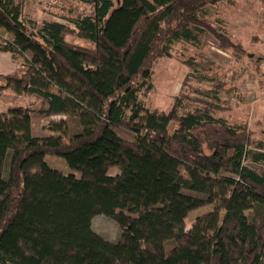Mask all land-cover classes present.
Listing matches in <instances>:
<instances>
[{
	"label": "trees",
	"instance_id": "obj_1",
	"mask_svg": "<svg viewBox=\"0 0 264 264\" xmlns=\"http://www.w3.org/2000/svg\"><path fill=\"white\" fill-rule=\"evenodd\" d=\"M79 1L92 12L38 24L22 0H0V51L18 64L0 74V91L40 99L0 110V264H264V170L245 162L264 165V150L249 148L247 124L215 116L217 96L206 106L178 98L169 111L142 97L174 43L210 29L233 45L208 18L233 0ZM35 111L57 117L53 134L34 133ZM205 203L214 206L186 228ZM97 213L121 238L93 228Z\"/></svg>",
	"mask_w": 264,
	"mask_h": 264
},
{
	"label": "rangeland",
	"instance_id": "obj_2",
	"mask_svg": "<svg viewBox=\"0 0 264 264\" xmlns=\"http://www.w3.org/2000/svg\"><path fill=\"white\" fill-rule=\"evenodd\" d=\"M22 1L25 15L38 24L44 19L67 20V16L93 10L79 0ZM208 12L215 30L226 34L233 45L224 47L222 40L210 29L201 32L196 43H174L170 55H160L153 61L152 87L143 91L142 97L151 108L169 111L178 98L188 104L206 106L217 96L220 106L213 107L214 115L225 117L230 123L247 124L251 135L249 148L264 150V0L221 1L209 6ZM66 37L75 44H92L75 33H68ZM16 103L37 107L40 99L17 95L10 87L0 91V110ZM33 116L36 135L43 137L54 133L47 128V124L57 117H47L37 111L33 112ZM178 123V120L172 119L168 133ZM120 132L129 136L122 130ZM63 139L68 140L66 136ZM45 159L65 172L70 170L62 156L47 154ZM245 162L259 172L264 170L261 163L249 158ZM118 171V167L110 168V173ZM213 206L212 203H205L193 209L185 220L186 228L191 227L197 215ZM92 226L111 240L122 236L120 224L104 213L94 215Z\"/></svg>",
	"mask_w": 264,
	"mask_h": 264
},
{
	"label": "crops",
	"instance_id": "obj_3",
	"mask_svg": "<svg viewBox=\"0 0 264 264\" xmlns=\"http://www.w3.org/2000/svg\"><path fill=\"white\" fill-rule=\"evenodd\" d=\"M17 67L10 53L0 51V74L13 72Z\"/></svg>",
	"mask_w": 264,
	"mask_h": 264
}]
</instances>
